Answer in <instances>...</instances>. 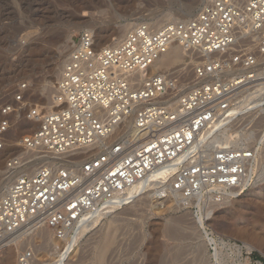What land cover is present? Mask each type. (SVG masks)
I'll use <instances>...</instances> for the list:
<instances>
[{"label": "built area", "instance_id": "built-area-1", "mask_svg": "<svg viewBox=\"0 0 264 264\" xmlns=\"http://www.w3.org/2000/svg\"><path fill=\"white\" fill-rule=\"evenodd\" d=\"M172 45L199 59L187 81L174 69L152 70ZM27 88L0 93V151ZM55 89L58 108L42 113L6 161L18 173L0 197V240L41 229L63 240L160 169L162 179L151 185L158 198H225L224 190L250 184L258 154L215 138L239 97L264 91V0H202L188 19L136 23L99 49L93 31L82 30ZM223 118L226 125L203 135ZM33 257L23 248L16 262L33 264Z\"/></svg>", "mask_w": 264, "mask_h": 264}, {"label": "rangeland", "instance_id": "rangeland-1", "mask_svg": "<svg viewBox=\"0 0 264 264\" xmlns=\"http://www.w3.org/2000/svg\"><path fill=\"white\" fill-rule=\"evenodd\" d=\"M201 3L202 0H0V93L11 94L18 83L28 85L24 108L8 118L11 125L5 133L6 146L0 151V191L5 192L9 178L18 173L8 172L6 161L21 151V138L38 127L46 110L38 113L34 126L30 123L32 113L37 106H43L41 100L48 90L55 89V76L60 75L80 31L89 29L97 35L101 31L108 36L126 22L154 24L163 19V25L174 18L185 20ZM98 38L99 48L104 47V41ZM187 60L162 69H174L187 81L191 65L199 59ZM257 102L255 106L250 101L244 110L235 108L238 113L225 126L229 134L254 135L244 142L258 150L248 186L224 199L216 200L217 196L207 194L203 202H182L158 198L149 185L79 234L65 263L99 264V247L110 231L113 240L102 264H264V99ZM199 214L205 218L204 228L215 240L216 249L206 244L197 222ZM73 236L74 233L67 238ZM45 238L48 242H44ZM41 242L42 249L35 250L34 244ZM65 245L67 241L54 238L49 230L47 237L36 235L30 244L20 242L3 250L0 264H16L17 253L23 248L33 250L38 264H48L58 258Z\"/></svg>", "mask_w": 264, "mask_h": 264}, {"label": "bare ground", "instance_id": "bare-ground-1", "mask_svg": "<svg viewBox=\"0 0 264 264\" xmlns=\"http://www.w3.org/2000/svg\"><path fill=\"white\" fill-rule=\"evenodd\" d=\"M192 5V4H191ZM188 7H190L189 5H188ZM181 13V12H180ZM183 13V12H182ZM185 14V13H184ZM181 17V16H180ZM166 18L167 19H169L170 18V16H166ZM163 19L161 20V19H157L155 22H154V24H152V25H157V26H161L162 25V23H163ZM174 21H177V18H174L173 19V22ZM135 24H132V23H130V22H126L125 24H123V25H121V27H119V29L118 30H116L115 32H113V33H108V36L106 35V33L104 34V33H102L101 31L100 32H98V35H97V33L95 34V32H94V35H95V42H96V48H98L99 49V46H98V43H97V40L99 39L98 37H101L102 38V40L104 41V43H103V46H110V45H113V43L114 44H116L117 42H119L129 31H130V29L134 26ZM164 25V24H163ZM127 29V31L125 32V34H123V36H122V34L121 33H123L125 30ZM99 33H100V35H99ZM118 34L120 35L121 34V36H118ZM116 35V36H115ZM107 36V37H106ZM116 37L118 38H120L119 40H117V41H114V39H116ZM55 39V38H54ZM108 40L109 41H111V42H109L108 43ZM113 40V41H112ZM58 41V40H57ZM107 42V43H106ZM38 44V43H37ZM188 59V60H193V57H187V54L184 52V50L182 49V48H180L178 45H172L170 48H169V50L165 53V54H163V55H161V56H159L156 60H155V62L153 63V65H152V69H158V70H160V69H162V68H168V67H171V66H176V65H178V63L179 64H181L182 62L184 63V61L185 60H187L186 58ZM185 58V59H184ZM187 60V61H188ZM195 60V59H194ZM194 60H193V62H194ZM58 76H59V74L57 73V75L55 76V79H57L58 80ZM52 87V86H51ZM53 87H55V86H53ZM49 88H50V86H49ZM264 92V91H263ZM262 91H260V92H256V93H247V94H245L243 97H241V99H239V101H238V106H237V108H239V109H243L244 110V108L245 109H247V106L246 105H248L249 106V104H250V101L251 102H257L258 100L259 101H261V99H264V93H263ZM44 98H42V100H41V103H43V106H41V107H39V106H37L36 108H35V111L32 113L33 114V116L31 117V120H32V122H30L33 126H34V121H36V119H37V117H38V113H42L44 110L43 109H45L46 111H44V113L45 112H49V111H52L53 109L55 110V108H58V106L60 105V101H61V97H60V94L56 91V89H49L48 90V92L46 93V95L45 96H43ZM258 104H259V102H257ZM257 103H254V104H256L255 106H258L257 105ZM261 104V103H260ZM45 105V106H44ZM262 105V104H261ZM252 106V105H251ZM250 106V107H251ZM254 106V105H253ZM254 106V107H255ZM249 107V109H251V108H253V107H251L250 108ZM259 107H261V106H259ZM264 109V108H263ZM259 110V109H258ZM239 111H241V110H239ZM246 111V110H245ZM262 111H264V110H262ZM247 112V111H246ZM238 113V111H235V110H233L232 111V116L233 115H235V114H237ZM39 117H40V115H39ZM39 117H38V119H39ZM38 121V120H37ZM28 122V123H29ZM226 122H227V118H223V119H220L219 121H217V122H215L213 125H211L208 129H206L204 132H203V135H205V134H207L208 132H210V131H213L214 129H216V128H218V127H220V126H224V125H226ZM29 123V124H30ZM30 124V125H31ZM37 129V128H36ZM35 129V130H36ZM225 129H226V127H224L223 129H221V131L219 132V136L217 137V139L215 138V143H223V144H231V145H233V146H245V144H244V142H247V141H249L250 139H253L254 138V135L252 134V133H248V134H243V135H233V134H229V133H227L226 131H225ZM264 135V134H263ZM260 137H262L263 138V136L261 135ZM259 137V138H260ZM260 140H261V138H260ZM36 163H33L32 162V164L30 165V167L31 168H35L36 167ZM16 173V172H15ZM10 175H12V174H10ZM16 174H13L11 177L10 176H8L7 178H9V182H7V186H5V190L7 189V187H8V185L10 184V182L12 181V177H14ZM163 175H164V172H163V170L162 169H160V170H158V171H156V172H154L149 178H148V180L147 181H145L144 183H142V184H137V185H135L134 187H132L131 189H129V190H127V192H126V195L125 196H123V197H121V198H118L117 200H115V201H113V202H110V203H104L101 207H100V209H99V211H97L96 213H94V214H91L90 216H88V218H87V220L88 221H85V222H82V223H80L75 229H74V236L72 237V238H65V239H63V240H65V241H67V245H65L64 246V248H63V250L59 253V255L57 256L58 258L55 260V261H53V262H51V263H48V264H64L65 263V261H66V258H67V256L69 255V253L72 251V245H73V243L75 242V240H76V238L78 237V236H81V235H79V234H81L83 231H86V229H88L91 225H93L94 223L96 224V223H98V221L101 219V217H102V215L103 214H106V213H108V212H111V211H113V210H115L114 208L118 205V204H120V202L122 201H124L125 199L127 200V199H129V198H131V197H133L137 192L139 193V191L140 192H143L142 191V189H145V188H147V187H149V185H152V183L154 182V181H157V180H161L162 179V177H163ZM3 182V181H2ZM2 182H0V185L2 184ZM4 190V191H5ZM2 191V190H1ZM0 191V192H1ZM237 192V191H236ZM4 192H1V196H2V194H3ZM233 193H235L234 191H232V190H230V191H227V190H224V196H225V198H227L229 195H232ZM202 195V194H201ZM200 195V197L198 198V199H196V200H199V201H202L203 200V196H201ZM139 197H141V196H139ZM138 197V198H139ZM142 199H143V197H142ZM224 199V198H223ZM126 200H125V202H126ZM205 200V199H204ZM199 201H197V202H199ZM212 202H213V200H211ZM203 202V201H202ZM134 203L132 202V205H133ZM197 204V203H196ZM209 204V203H208ZM211 206L213 207V205H211L210 204V208H211ZM207 207H209V206H207ZM200 209V208H199ZM201 210V209H200ZM207 210H209V208H207ZM208 214V213H207ZM200 215V214H199ZM196 218H198V217H196ZM89 219H90V221H89ZM204 219L205 218H203L201 215L199 216V218L197 219V222H198V225H199V227L201 228V231L203 232V236H204V238H205V240H206V244L207 245H214L213 247H214V249H216V242H215V240L213 239V237H211L210 236V234L205 230V228H204ZM196 221V220H195ZM112 222V221H111ZM94 224V225H95ZM113 227V226H112ZM116 228V227H115ZM112 231H113V229H112ZM48 232H49V230L48 229H41V230H39V231H37V232H35V233H32V234H24V233H16V234H14V235H10V236H4L1 240H0V253L3 251V250H5L6 248H8V247H10L11 245H13V246H15L17 243H24V244H30L31 243V241L34 239V237L36 236V235H39V236H41V237H47L48 236ZM84 233V232H83ZM105 234V233H104ZM78 239V238H77ZM103 241H102V243H101V245H100V247H99V252H98V255H97V259H98V262H99V264H102L103 262H102V260H103V256H104V254H105V252H106V250L108 249V247L111 245V243H112V240H113V235H111L110 234V231H109V233H108V231H107V233L104 235V239H102ZM44 242H48V238H45L44 239ZM44 242H41V243H39V244H34V248H35V250L37 249H42V245H43V243ZM65 244V243H64ZM53 248V247H52ZM51 248V249H52ZM216 251V250H215ZM18 254V253H17ZM16 261H17V256H16ZM16 264H17V262H16ZM33 264H38L37 263V259H35V258H33ZM66 264V263H65Z\"/></svg>", "mask_w": 264, "mask_h": 264}]
</instances>
